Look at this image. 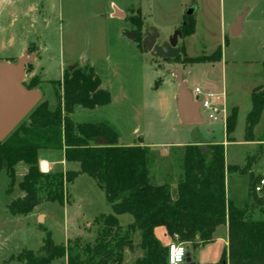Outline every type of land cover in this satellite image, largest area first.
<instances>
[{
    "label": "rangeland",
    "instance_id": "374dc122",
    "mask_svg": "<svg viewBox=\"0 0 264 264\" xmlns=\"http://www.w3.org/2000/svg\"><path fill=\"white\" fill-rule=\"evenodd\" d=\"M190 8H196L192 17L198 22L193 37L183 34ZM235 10L243 13L245 21L239 36L231 35L228 20L223 31L219 20L222 11L229 17ZM178 30L180 53L174 58L159 56L144 45L155 33L159 34L156 44L167 45ZM220 47L222 58L214 62ZM23 53L33 58L25 65L24 84H31L37 76L41 82L34 89L41 90V101L47 100L51 108L63 95L62 85L52 81L62 80L67 71L93 69L111 101L95 108L77 106L73 120L107 122L122 144L152 146L156 184L170 180L177 185L183 176L184 148L191 143L225 144L227 166L237 167L227 172L226 183L232 193L244 195L251 173L257 183L264 178V142L259 141L264 120L254 129L253 143H245L251 93L264 80V0H0V61L17 63ZM177 71L190 91L204 79L223 83L211 89L219 92L225 87L228 103L235 104H228L227 117L238 108L233 141H228L223 118L214 121L203 112V124L181 121L174 100L179 86ZM43 168L47 169L46 162ZM243 168L246 172H241ZM253 168L256 172L250 173ZM22 179L18 167L11 186L6 170H0V264H32L45 255L46 238L54 244L76 239L82 245L93 244L99 229L96 218L113 213L104 190L84 173L68 185L65 205L44 202L47 223L40 210L13 215L8 206L21 197ZM258 195L264 196V188ZM118 217L123 227L134 220L130 214ZM262 217L258 206L253 218ZM155 233L167 246L170 240L165 228L157 227ZM218 237L202 246L178 236L172 240L185 242L188 248L190 261L182 264H218L224 248ZM140 242L136 231L133 248H125L123 264H134L135 258L143 255ZM66 262L62 257L51 264Z\"/></svg>",
    "mask_w": 264,
    "mask_h": 264
},
{
    "label": "trees",
    "instance_id": "16d2710c",
    "mask_svg": "<svg viewBox=\"0 0 264 264\" xmlns=\"http://www.w3.org/2000/svg\"><path fill=\"white\" fill-rule=\"evenodd\" d=\"M195 26V19L189 15L183 34H193ZM222 54L220 47L213 61L220 60ZM262 65L264 71V61ZM40 82L36 76L26 87L34 89ZM52 82L63 88L58 105L51 108L47 100L41 101L7 139L0 141V170H6L11 186L16 165L22 161L28 166L20 182L24 196L12 200L8 209L13 215H27L43 202L65 205L68 185L85 173L104 190L113 213L96 218L99 229L93 244L82 245L80 239L54 244L46 238L42 247L45 255L32 264H51L62 257L67 258L62 264H123L125 248H133L136 231L140 232L144 253L134 264H169L168 247L157 237V227H165L171 239L178 236L182 241L208 244L223 224H228V246L218 264H264V196L256 192L257 178L251 173L248 202L239 207L228 198L226 173L237 167L226 165L225 144L185 145L183 176L177 185L174 187L170 180L156 184L152 177V146L121 145L118 132L107 122L73 120L71 115L77 106L95 108L111 101L93 69L67 71L62 80ZM251 97L246 141L255 140L254 129L264 120V80L253 89ZM237 115L236 107L226 118L228 141L234 140L231 134ZM259 141L264 142V133ZM41 149L64 150L65 159L79 162L80 170L42 172ZM245 168L241 172H246ZM258 206L263 217L254 219ZM122 214L132 215L133 222L123 227L118 217Z\"/></svg>",
    "mask_w": 264,
    "mask_h": 264
},
{
    "label": "water",
    "instance_id": "95a60500",
    "mask_svg": "<svg viewBox=\"0 0 264 264\" xmlns=\"http://www.w3.org/2000/svg\"><path fill=\"white\" fill-rule=\"evenodd\" d=\"M196 8H190L186 13L192 15ZM244 15L238 17L231 28V35L238 36ZM180 31H176L169 44H156L159 34L149 35L144 45L153 49L159 56L174 58L179 55L177 47ZM32 57L22 56L17 63L0 61V141L7 139L15 129L29 116L41 102L42 94L37 89H29L24 84L25 65L32 61ZM179 82L178 115L185 124H199L202 122L200 104L193 98L187 83L182 79L181 71L176 72ZM187 261H190L189 255Z\"/></svg>",
    "mask_w": 264,
    "mask_h": 264
},
{
    "label": "crops",
    "instance_id": "0c3cea01",
    "mask_svg": "<svg viewBox=\"0 0 264 264\" xmlns=\"http://www.w3.org/2000/svg\"><path fill=\"white\" fill-rule=\"evenodd\" d=\"M243 15V13L240 11V10H235L232 12V14L227 17V15L225 14V12H221V15H220V22H222V30L224 31V29L226 28V21L228 20L229 22V26H230V31H231V28L232 26L234 25V23L236 22V20L238 19L239 16ZM244 25H245V21L243 19V23H242V27H241V30H240V34L241 35L243 33V30H244ZM197 30H198V22L196 24V33H197ZM195 32L191 35V37H193L195 34ZM238 35V36H239ZM24 55V53L22 55H20V58ZM33 76L35 75H38V73H32ZM184 80V79H183ZM102 82V80H101ZM186 82V80H185ZM187 83V82H186ZM261 83V82H260ZM40 84V83H39ZM38 84V85H39ZM212 84V85H211ZM220 85H223L220 84V81L217 80V79H204L202 81L201 84H197L196 86H202V87H205V88H211L212 86H215L214 88H217L219 87ZM195 86V87H196ZM37 87V86H36ZM220 88V87H219ZM225 88V87H224ZM223 89V88H222ZM41 91V90H39ZM222 91V90H220ZM178 94H179V86H178V91L177 93H175L174 95V100L176 101V106H177V109H178ZM228 96V95H227ZM226 105H227V113H228V101L226 100ZM230 106L231 105H235V104H229ZM200 115L202 117V122L199 123V124H203L204 123V115H203V112L200 110ZM228 115V114H227ZM198 125V124H197ZM224 125L226 126V121H225V118H224ZM144 140H145V137L143 135H141ZM119 143L122 144V142L120 141L119 139ZM245 143H253V141H245ZM152 144V143H151ZM154 144V143H153ZM122 145H130V144H127V143H123ZM154 145H157V146H161L159 144H154ZM56 153H58L59 155L57 156ZM43 162H46L47 163V169L44 170L43 168ZM39 165H40V169L42 172H45V173H49V172H57V171H67V170H80V164L79 162H68L66 159H65V153H64V150H55V149H41L39 151ZM227 165V164H226ZM18 167L21 168V173H22V176L24 178L25 174L27 173L28 171V166L27 164H25L24 162H19L17 165H16V172H17V169ZM254 167H258L257 165L254 166ZM251 172H256V169L253 168L250 170V173ZM82 174L84 173H80L78 176H81ZM263 175H264V171H263ZM91 177V176H90ZM226 179H227V173H226ZM23 180V179H22ZM100 186V185H99ZM101 187V186H100ZM226 192H227V196L230 200H232L234 202V204L236 206H239V207H243L249 200V186L247 187L244 195H237L235 193H232L230 191V188L229 186L227 185L226 183ZM21 197L24 196V193L22 192L21 190ZM43 203H40L38 204L34 210H40L43 214V216L45 217V220H46V223H47V215L45 213V211L43 210ZM91 222H88V225H90ZM159 227H163V226H159ZM165 228V227H164ZM221 228V229H220ZM156 230V229H155ZM166 231V229H165ZM218 232H220V234H218ZM168 236V235H167ZM217 236H219L218 238L222 239L223 242H224V248L228 246V224H223L221 226H219L214 234V240L215 238H217ZM169 237V236H168ZM169 240L171 241L172 239L169 237ZM200 243V242H199ZM165 245V244H164ZM200 245H205V244H202L200 243ZM223 248V250H224ZM189 255V258H190V253H188ZM222 256V254H221ZM221 258V257H220ZM137 260V258H135V261ZM220 260V259H219Z\"/></svg>",
    "mask_w": 264,
    "mask_h": 264
},
{
    "label": "built area",
    "instance_id": "2783aa9c",
    "mask_svg": "<svg viewBox=\"0 0 264 264\" xmlns=\"http://www.w3.org/2000/svg\"><path fill=\"white\" fill-rule=\"evenodd\" d=\"M192 92L195 101L200 104V110L204 112L211 120H218L220 118H227V93L226 89L222 91H215L211 88L196 86ZM264 178L260 179L255 185L257 193L263 191ZM168 247V263L182 264L187 260L188 248L185 242L179 240H172L167 244Z\"/></svg>",
    "mask_w": 264,
    "mask_h": 264
}]
</instances>
